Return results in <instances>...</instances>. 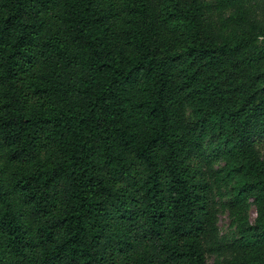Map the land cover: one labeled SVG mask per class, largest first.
Segmentation results:
<instances>
[{
  "label": "trees",
  "instance_id": "obj_1",
  "mask_svg": "<svg viewBox=\"0 0 264 264\" xmlns=\"http://www.w3.org/2000/svg\"><path fill=\"white\" fill-rule=\"evenodd\" d=\"M254 1L0 0V264H206L214 184L264 264Z\"/></svg>",
  "mask_w": 264,
  "mask_h": 264
},
{
  "label": "rangeland",
  "instance_id": "obj_2",
  "mask_svg": "<svg viewBox=\"0 0 264 264\" xmlns=\"http://www.w3.org/2000/svg\"><path fill=\"white\" fill-rule=\"evenodd\" d=\"M250 10L257 23H264V0H255L250 6ZM226 15L223 16L225 18ZM220 33V31H219ZM186 118L190 119V113L186 110ZM203 150L206 155H211L213 148L208 141L203 144ZM224 162L219 157L211 165V174L222 175ZM213 199L215 203L214 226L205 239L206 264H229L236 253L231 244L238 238L237 223L228 210L231 202L233 190L230 185H213ZM245 217L248 224H254L256 210L252 198L246 200Z\"/></svg>",
  "mask_w": 264,
  "mask_h": 264
}]
</instances>
